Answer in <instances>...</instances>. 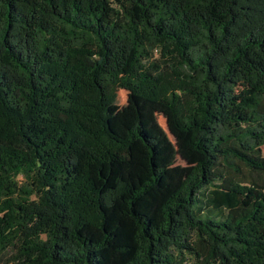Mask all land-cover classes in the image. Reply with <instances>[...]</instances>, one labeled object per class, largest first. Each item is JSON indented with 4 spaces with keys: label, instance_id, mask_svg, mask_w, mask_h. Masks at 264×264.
<instances>
[{
    "label": "trees",
    "instance_id": "trees-1",
    "mask_svg": "<svg viewBox=\"0 0 264 264\" xmlns=\"http://www.w3.org/2000/svg\"><path fill=\"white\" fill-rule=\"evenodd\" d=\"M120 88L193 163L152 210L173 157ZM263 144L264 0H0L1 264H264Z\"/></svg>",
    "mask_w": 264,
    "mask_h": 264
},
{
    "label": "rangeland",
    "instance_id": "rangeland-1",
    "mask_svg": "<svg viewBox=\"0 0 264 264\" xmlns=\"http://www.w3.org/2000/svg\"><path fill=\"white\" fill-rule=\"evenodd\" d=\"M109 110L111 112L112 127L121 134L126 133L135 123L137 115L141 114L152 131L159 136L163 149L170 152L173 157V177L167 181L165 190L154 196L148 204L149 209H155L179 187L193 163L176 143L175 137L169 128V112L161 103L148 101L124 88H120L117 91L116 98L110 104ZM262 153L264 154V144L262 145ZM144 165V148L139 144H133L130 158L120 164V170L125 179L134 181L135 176L144 168ZM1 263L2 259L0 257Z\"/></svg>",
    "mask_w": 264,
    "mask_h": 264
}]
</instances>
